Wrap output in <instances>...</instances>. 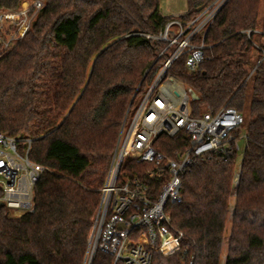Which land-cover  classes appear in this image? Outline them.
I'll return each instance as SVG.
<instances>
[{
    "label": "trees",
    "instance_id": "1",
    "mask_svg": "<svg viewBox=\"0 0 264 264\" xmlns=\"http://www.w3.org/2000/svg\"><path fill=\"white\" fill-rule=\"evenodd\" d=\"M23 1L0 0V10ZM213 1L188 0L185 15L166 18L160 0H45L32 30L0 59V133L32 140L30 159L49 169L36 186L32 212L0 207V264L84 263L130 102L145 94L165 61L158 57L166 44L144 35H157L175 18L190 22ZM204 41L199 71L189 72L184 57L166 79L197 95L192 117L223 107L241 113L246 147L239 168L234 153L189 169L182 202L166 208L170 231L182 235L179 248L155 252L152 264H264V0H229ZM189 141L181 131L160 136L154 146L176 158ZM146 170L127 160L121 181L144 180ZM150 186L155 198L162 184ZM93 264L113 258L99 252Z\"/></svg>",
    "mask_w": 264,
    "mask_h": 264
},
{
    "label": "built area",
    "instance_id": "2",
    "mask_svg": "<svg viewBox=\"0 0 264 264\" xmlns=\"http://www.w3.org/2000/svg\"><path fill=\"white\" fill-rule=\"evenodd\" d=\"M229 0H214L192 21L178 18L167 21L157 35L146 39L166 44L158 59L165 57L158 75L139 99L127 110L94 218L83 264H93L101 252L113 258V264H152L153 254L169 255L179 248L182 235L169 229V202L181 203L182 180L200 159L228 158L239 152L240 141L247 142L245 119L236 109L223 107L205 111L199 117L190 114L193 101L190 88L166 75L175 62L186 57V68L195 74L206 59L205 37L216 17ZM45 7V0H25L17 9L0 10V59L32 30ZM251 31L245 32L248 36ZM253 33H260L255 31ZM167 82V83H166ZM168 82L183 91L172 99L163 91ZM185 131L189 147L176 158L158 152L160 136L175 137ZM23 142V149L19 143ZM32 140H17L0 133V202L7 209L27 213L34 210L35 189L49 169L30 159ZM127 160L147 168L145 179L137 175L121 181ZM239 174L234 181L238 183ZM151 182L161 183L157 196H151ZM174 242L172 250H167Z\"/></svg>",
    "mask_w": 264,
    "mask_h": 264
},
{
    "label": "rangeland",
    "instance_id": "3",
    "mask_svg": "<svg viewBox=\"0 0 264 264\" xmlns=\"http://www.w3.org/2000/svg\"><path fill=\"white\" fill-rule=\"evenodd\" d=\"M187 12H188V0H160V13L166 18L183 16ZM262 15H263V9H262ZM255 40H256L255 44L258 45L259 44L258 37ZM168 84H170V86L168 85V87L166 89L164 88L163 91L165 92L166 95H168L172 99L175 98V94H178L177 91L179 93L181 91H183V88L181 86L175 84V83L168 82ZM249 89L251 92V84L249 85ZM138 101L135 103V106L133 107L131 113H133L134 110L136 109ZM239 147H240V150L238 152V158H237V167L238 168H239L241 161L243 159V154H244L245 147H246V143L244 142V140L240 141ZM14 214L18 215L20 213L14 212ZM230 228H231V216L228 218V221H227V231H226L227 236L229 234ZM173 246H175V245H168L166 248L168 250ZM226 246H227V244L224 247V254H223L224 258H225V254H226Z\"/></svg>",
    "mask_w": 264,
    "mask_h": 264
},
{
    "label": "water",
    "instance_id": "4",
    "mask_svg": "<svg viewBox=\"0 0 264 264\" xmlns=\"http://www.w3.org/2000/svg\"><path fill=\"white\" fill-rule=\"evenodd\" d=\"M135 97H136V94L134 95L132 101L130 102V105H129L128 109L131 108V106H132V104H133V102H134ZM192 99H193V100H196V99H197V95H196L195 93H192ZM2 205H3L2 202H0V207H1Z\"/></svg>",
    "mask_w": 264,
    "mask_h": 264
}]
</instances>
